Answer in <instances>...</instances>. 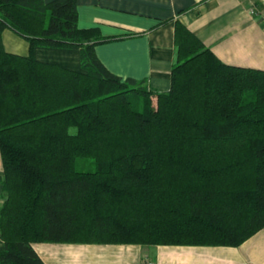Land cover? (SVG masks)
I'll use <instances>...</instances> for the list:
<instances>
[{
	"label": "trees",
	"instance_id": "trees-1",
	"mask_svg": "<svg viewBox=\"0 0 264 264\" xmlns=\"http://www.w3.org/2000/svg\"><path fill=\"white\" fill-rule=\"evenodd\" d=\"M9 29L26 56L2 44ZM76 0H0V264L35 244L235 248L264 228V71L181 23L166 92L111 74ZM79 52L80 70L34 49Z\"/></svg>",
	"mask_w": 264,
	"mask_h": 264
},
{
	"label": "crops",
	"instance_id": "crops-1",
	"mask_svg": "<svg viewBox=\"0 0 264 264\" xmlns=\"http://www.w3.org/2000/svg\"><path fill=\"white\" fill-rule=\"evenodd\" d=\"M76 4L78 28L96 30L104 41L94 47L97 59L122 80L144 81L156 92L169 90L176 23L223 63L264 71V0H76ZM1 38L6 52L28 54V43L11 30ZM34 56L39 62L80 70L74 49L37 47ZM2 203L0 191V207ZM33 249L44 264H264V228L235 248L42 243Z\"/></svg>",
	"mask_w": 264,
	"mask_h": 264
},
{
	"label": "built area",
	"instance_id": "built-area-1",
	"mask_svg": "<svg viewBox=\"0 0 264 264\" xmlns=\"http://www.w3.org/2000/svg\"><path fill=\"white\" fill-rule=\"evenodd\" d=\"M251 14H255V12H254L253 9L251 10ZM144 264H151V262H149V261H145Z\"/></svg>",
	"mask_w": 264,
	"mask_h": 264
}]
</instances>
